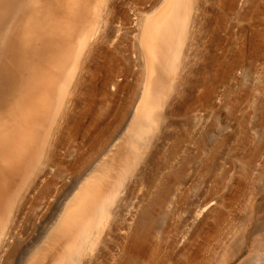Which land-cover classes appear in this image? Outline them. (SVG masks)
I'll use <instances>...</instances> for the list:
<instances>
[{
  "label": "rangeland",
  "instance_id": "1",
  "mask_svg": "<svg viewBox=\"0 0 264 264\" xmlns=\"http://www.w3.org/2000/svg\"><path fill=\"white\" fill-rule=\"evenodd\" d=\"M175 1L166 21L176 25L182 16L185 27L171 70L163 74L164 61H156L155 91L164 95L153 109L159 130L138 162L123 161L127 144L118 139L145 81L140 24L165 0H91L83 20H102L100 34L81 39L50 86L49 115L40 118L31 157L36 170L31 163L16 176L0 173L5 205L15 199L0 264H60L76 235L52 247L44 239L92 167L110 157L119 182L103 202L109 217L92 254L78 243L70 260L77 252L80 264H264V0ZM36 25L32 18L27 26L33 41L41 37ZM167 178L169 188L159 189ZM138 220L147 249L133 253V263L128 236Z\"/></svg>",
  "mask_w": 264,
  "mask_h": 264
},
{
  "label": "bare ground",
  "instance_id": "2",
  "mask_svg": "<svg viewBox=\"0 0 264 264\" xmlns=\"http://www.w3.org/2000/svg\"><path fill=\"white\" fill-rule=\"evenodd\" d=\"M106 1L101 0V3L105 4ZM175 2V0H165L162 4H158L153 9L152 16L149 15L140 24L142 33L140 32L138 43L141 48L139 49L143 53L142 65L145 81H143V85L140 84L143 86L141 88L142 93L136 99L135 109L133 108L134 110H132V117L130 116L131 119L127 123L124 135L118 139L119 141L126 140L127 144V156L123 161L132 158L139 162L143 157L145 158L146 153L150 149L149 146H151L153 136L159 130L156 120L157 112L155 113L153 109L156 105L161 104L164 95L161 91H158V84L153 81V76L156 73L155 64H157V60H163V74L171 70L175 58L173 48L179 42L177 38L179 39L180 35L182 37L183 27H185V19L182 16L176 25L172 24L173 26L166 21V15H171ZM90 7L91 0H6L5 5L0 7V173L18 174L31 163L33 164L32 166L30 165L31 172L36 170V161L33 163L36 156L34 159L31 157L36 155L38 144L36 141V128L38 123H40V118L45 119L49 115L47 114V107L49 94L52 92V90L50 92V86L54 81L56 83V80L61 76L66 65L65 62L67 59L69 60L73 48L80 44L81 39L85 40L81 44L83 42L90 43L94 39L96 41L98 34H100L99 30L102 25L99 22L102 20L93 22L96 23L94 25H87L88 21L83 20L85 13L90 14ZM106 10L108 11L107 8ZM107 11L103 13L107 14ZM32 18H35L37 23L33 28L34 33H39L41 36L36 41L31 39L35 36H30L31 28L27 29ZM48 19H50L49 24ZM27 31H29L28 35H25ZM14 39H18V41L13 42ZM164 46L166 48L162 50ZM10 60L11 66L9 69L6 68V65ZM51 89H53L52 86ZM156 89L158 90L155 91ZM170 94L172 93L170 92ZM106 142L104 143L106 144ZM104 143L102 146L105 145ZM111 148L109 146V149L104 152L105 156H109L107 152H111ZM100 150L99 153L101 152ZM110 158H107L108 160L104 163H97L92 167L88 175H86L87 177L85 176L86 178H84L85 182L82 180V186H78V188L81 186L79 191L66 205V210H64L66 212L63 217H59L60 219L56 221V224L54 223V226L48 231L49 233L44 239V242L48 243V245L53 243V245H56L63 242V239L70 233L71 235H76L67 245V250L65 249L64 253H62L60 264L79 263L81 259L76 251H74L76 252L74 253V258H72L74 260H70V250L74 249L78 243H81V247L87 254H90L93 247L97 244V234L102 228L103 221L109 217L108 213L104 211L105 205L103 202L106 201L107 203L108 200H111L107 198H109L110 193L112 194L111 189L114 188V184L119 182L117 175L113 177L111 173L115 172L116 174L115 165L117 160ZM206 170L207 172L210 171L209 169ZM124 172L120 173V177ZM170 182V178H167L165 183L162 182V186L159 189H167ZM3 186H6L5 183ZM3 193H0V201L3 204V211L0 213V243H2L5 234H7L5 231L10 219H12L10 216L15 205V199H12L7 201L6 206V198ZM161 197V192H158L155 199L161 201ZM151 211V208L146 209V218L150 219ZM93 221L95 226L91 227ZM143 223V220H138L133 225L128 236L130 240L128 249L131 254L128 256L129 259L127 261L133 262V253H144L147 249L148 232L146 233L141 228ZM44 242L42 241V243ZM124 250L123 253L125 252ZM29 258L31 257L29 256ZM28 263L31 264V262Z\"/></svg>",
  "mask_w": 264,
  "mask_h": 264
}]
</instances>
